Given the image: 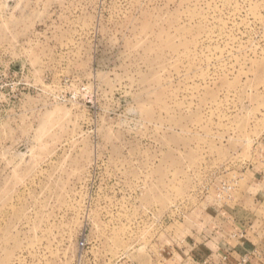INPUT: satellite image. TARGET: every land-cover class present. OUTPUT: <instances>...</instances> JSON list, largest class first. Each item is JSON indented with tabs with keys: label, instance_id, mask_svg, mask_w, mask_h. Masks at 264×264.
I'll list each match as a JSON object with an SVG mask.
<instances>
[{
	"label": "rangeland",
	"instance_id": "374dc122",
	"mask_svg": "<svg viewBox=\"0 0 264 264\" xmlns=\"http://www.w3.org/2000/svg\"><path fill=\"white\" fill-rule=\"evenodd\" d=\"M0 264H264V0H0Z\"/></svg>",
	"mask_w": 264,
	"mask_h": 264
},
{
	"label": "built area",
	"instance_id": "2783aa9c",
	"mask_svg": "<svg viewBox=\"0 0 264 264\" xmlns=\"http://www.w3.org/2000/svg\"><path fill=\"white\" fill-rule=\"evenodd\" d=\"M81 246H84V243H81ZM226 260V259H225ZM246 263V260L244 261Z\"/></svg>",
	"mask_w": 264,
	"mask_h": 264
}]
</instances>
